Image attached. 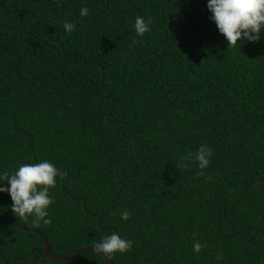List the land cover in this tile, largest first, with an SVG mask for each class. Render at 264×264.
Wrapping results in <instances>:
<instances>
[{
	"label": "trees",
	"instance_id": "1",
	"mask_svg": "<svg viewBox=\"0 0 264 264\" xmlns=\"http://www.w3.org/2000/svg\"><path fill=\"white\" fill-rule=\"evenodd\" d=\"M206 4L0 0V172L46 159L63 173L50 224L11 212L51 253L116 231L133 247L115 264L264 263V34L228 47ZM137 15L153 21L142 37ZM201 144L207 182L175 166ZM10 204L0 193V264H104L42 258Z\"/></svg>",
	"mask_w": 264,
	"mask_h": 264
},
{
	"label": "clouds",
	"instance_id": "2",
	"mask_svg": "<svg viewBox=\"0 0 264 264\" xmlns=\"http://www.w3.org/2000/svg\"><path fill=\"white\" fill-rule=\"evenodd\" d=\"M207 10L211 13L209 19L214 22L218 32L226 39L228 47L241 46L244 43L260 41L264 34V0H207ZM89 9L81 7L80 17H87ZM152 19L137 15L131 27L137 37L151 31ZM65 33H71L75 24L65 20L62 24ZM239 41V43H238ZM213 156V150L206 144H201L195 152L187 151L175 165L184 169L195 163L198 177L210 181L211 176L205 174ZM63 173L48 160L36 163L18 164L14 172H0V193L10 197V210L19 218L31 217L34 225L51 223L49 206L55 203L49 194V189L56 186L57 178ZM6 181V183H5ZM131 213L124 209L119 213L121 221H127ZM133 247V241L113 231L98 239L92 246V252L100 256L104 264H109L115 254H125ZM204 247L198 240L192 244L193 254H198ZM221 254L216 259L219 260Z\"/></svg>",
	"mask_w": 264,
	"mask_h": 264
},
{
	"label": "water",
	"instance_id": "3",
	"mask_svg": "<svg viewBox=\"0 0 264 264\" xmlns=\"http://www.w3.org/2000/svg\"><path fill=\"white\" fill-rule=\"evenodd\" d=\"M5 183H6V181H5ZM6 216H7L8 220L14 226H17L18 228H20L22 230H25V231L34 232V233L38 234L41 237L42 242H43V253L41 255L42 258H48V259H53V260H63V259H70V258H72L74 256H77L79 254H82V253H84L86 251H92L91 249H92V246L93 245L86 246V247H81V248H79V249H77V250H75V251H73L71 253H68V254H62V255L53 254V253H51L49 251V243L47 242V239H46L45 235L41 231H39L37 229H33L31 227L24 226V225L20 224L19 222L15 221L12 218V216H11V210H9V211L6 212ZM96 218H97V221H99L100 214L96 215ZM109 264H115V263H113V261L111 260L109 262ZM262 264H264V263H262Z\"/></svg>",
	"mask_w": 264,
	"mask_h": 264
}]
</instances>
